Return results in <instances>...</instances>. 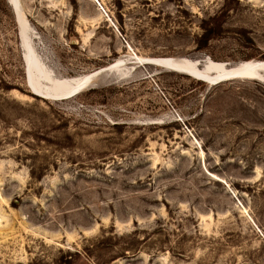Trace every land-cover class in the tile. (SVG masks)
I'll list each match as a JSON object with an SVG mask.
<instances>
[{
  "label": "rangeland",
  "instance_id": "1",
  "mask_svg": "<svg viewBox=\"0 0 264 264\" xmlns=\"http://www.w3.org/2000/svg\"><path fill=\"white\" fill-rule=\"evenodd\" d=\"M19 5L55 74L129 71L33 94L0 0V264H264V81L132 58L264 59V0Z\"/></svg>",
  "mask_w": 264,
  "mask_h": 264
},
{
  "label": "bare ground",
  "instance_id": "2",
  "mask_svg": "<svg viewBox=\"0 0 264 264\" xmlns=\"http://www.w3.org/2000/svg\"><path fill=\"white\" fill-rule=\"evenodd\" d=\"M12 1L14 3L16 2V0H12ZM8 2L9 4H11V6L13 5V2H11L10 0H8ZM16 10L18 12V18H19L17 23L19 25V22H20L21 27L23 28V31H24V33L22 34V37H23L22 41L25 45V48L23 47V51L25 53L26 61L23 56V62H24V67H25L26 83H27V86L30 88V90L33 92V94H34V91H37L38 93H41V94H45L47 93V90L54 89V86L56 85V83L64 84V88L57 91L59 94L68 93L70 90H72L75 87V85L85 84L91 76L96 77L97 75H99V73H101V71H106V70H101V69L103 68L108 69L107 67H109L108 71L115 69L116 73H118L119 75H123L122 77H124V74L125 73L127 74V71H129L128 69L129 67L125 66L126 58H119L113 61L112 63L108 64L107 66L99 68L101 71H98L99 69H96L89 73L79 74V75H74V76H64V75H57V74L51 75V72L54 69L51 66H49L41 58V56L39 55V52H37L32 42L30 41L31 39L29 36V30L31 26L30 24H28L27 18H24L22 16L20 6H18V3L16 4ZM199 57L200 56H197V57H187V56L149 57V56H142L138 54H133L132 56L134 60L135 58L136 60L137 59L143 60L147 58L152 61L156 59L160 61H172L175 65H178L179 67H182V68H179L177 70V69H174L173 67L164 66L162 64L156 63L155 65L164 67L165 69H169L175 72L186 73L189 76H192L196 79H200L199 81L203 80L210 84H216V83L228 80V79H258V80L264 81V59L241 60L238 62H228V61H216L212 59L211 57L207 56L205 60L206 65H204V67L202 68L196 65V62H197L196 58H199ZM135 62H138V61H135ZM142 63H145V62H142ZM90 83L84 85L79 92L73 95H70V96H65L64 98H59V99H65V98H70V97L73 98V96L77 95L78 93L90 87L92 85ZM31 85L33 86L35 90L31 87ZM48 99H54V98L52 96H48Z\"/></svg>",
  "mask_w": 264,
  "mask_h": 264
},
{
  "label": "water",
  "instance_id": "3",
  "mask_svg": "<svg viewBox=\"0 0 264 264\" xmlns=\"http://www.w3.org/2000/svg\"><path fill=\"white\" fill-rule=\"evenodd\" d=\"M11 2H13L12 0H10ZM18 3V6H20L19 5V0H16V2L14 3L13 2V8H14V11H15V15H16V19H17V21L19 20V18H18V12H17V10H16V4ZM19 34H20V38H21V44H22V46L25 48V45H24V43H23V41H22V34L24 33V31H23V28L21 27V24H20V22H19ZM31 41V40H30ZM32 42V41H31ZM23 56H24V59H25V61H26V57H25V53H24V51H23ZM206 56L205 57H199V58H196L197 59V62H196V65H198V66H200V67H204V65H206V62H205V60H206ZM135 61H138V63H142V62H145V63H152V64H162V65H164V66H168V67H173L174 69H179V68H182V67H179L178 65H175L172 61H160V60H158V59H156V60H154V61H152V60H149V59H147V58H145V59H143V60H141V59H137V60H135ZM27 63V62H26ZM108 69H109V67H107ZM108 69H106V68H103V69H101V70H108ZM100 69L98 70V71H101ZM101 72H103V71H101ZM53 74H55V71L54 70H52V72H51V75H53ZM100 74V73H99ZM98 76V75H97ZM95 77H93V76H91L90 78H89V80L85 83V84H80V85H75V87L72 89V90H70L68 93H58L57 91H59V90H61L62 88H64V84L63 83H56V85L54 86V89H49V90H47V93H45V94H41V93H38L37 91H34V93L36 94V95H39V96H42V97H44V98H47L48 99V96H52L54 99H59V98H64L65 96H70V95H73V94H75V93H77V92H79L81 89H82V87L84 86V85H86V84H88V83H90V84H97L96 83V81H95ZM29 82V81H28ZM30 83V82H29ZM31 87L33 88V86L31 85ZM34 89V88H33ZM35 90V89H34ZM66 94V95H65Z\"/></svg>",
  "mask_w": 264,
  "mask_h": 264
}]
</instances>
